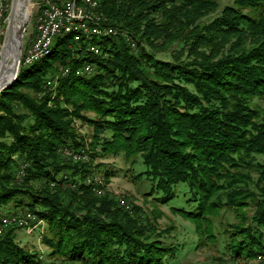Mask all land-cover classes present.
<instances>
[{
  "label": "trees",
  "instance_id": "1",
  "mask_svg": "<svg viewBox=\"0 0 264 264\" xmlns=\"http://www.w3.org/2000/svg\"><path fill=\"white\" fill-rule=\"evenodd\" d=\"M220 6L103 0L101 23L121 32L119 40H99L107 56L62 35L50 54L22 65L0 94V217L12 202L15 210L35 212L47 222L42 241L49 255L61 262L171 264L181 250L166 238L171 228L78 180L92 168L61 150L84 145L79 118L94 127L92 157L122 153L133 165L139 157L146 169L137 177L152 181L158 202L170 203L174 185L188 183L196 206L174 210L200 235L215 240L212 218L233 211L238 220L223 230V256L264 255V109L254 103L264 98V0H233L204 21ZM175 43L182 45L170 60L157 56ZM86 62L96 66L94 74L76 75ZM56 66L62 70L53 89L48 78ZM20 159L29 164L21 181ZM39 263L15 228L0 237V264Z\"/></svg>",
  "mask_w": 264,
  "mask_h": 264
},
{
  "label": "rangeland",
  "instance_id": "2",
  "mask_svg": "<svg viewBox=\"0 0 264 264\" xmlns=\"http://www.w3.org/2000/svg\"><path fill=\"white\" fill-rule=\"evenodd\" d=\"M55 1L59 2V4H63L65 1H70V0H55ZM75 1L77 2L78 0ZM83 1L84 0H79V2H77L78 5H81L80 7L83 8L84 10L90 9L89 8L90 6L86 5ZM102 1L103 0L97 2L96 4L97 6L95 5L91 7L94 11H96L100 15H102L100 13V5ZM232 2L233 0H219V3L221 4L220 8L215 13H212L209 17L204 18V21L207 22L213 19L221 12V9H223L224 6L229 5ZM40 3L41 0H30V6L28 9L29 14L25 24V30L22 31V36H21L20 69L22 65L28 66L33 63H36L33 62L30 64H26L24 63L23 58L25 57V54H27L26 52L27 48H29L32 45L37 35L36 14L40 7V5L38 4ZM9 13H10L9 17L5 24V33L2 34L3 44L0 46V59H1L2 48L8 36L11 5H10ZM101 17L102 18L100 19V21H102L103 19V16ZM18 22L19 19L17 21V14H16L15 23L18 24ZM99 26L107 27L112 25L109 24L103 25L102 23H100ZM112 27L117 28L116 26H112ZM120 33L121 32L116 33L114 36L104 34L102 36L92 38L94 39L93 44L99 45L100 47L99 53H95L92 51L91 39L87 41L86 39H84V41H82L85 43L83 49H86L91 53L93 52L95 55L97 54L98 56H103V55L107 56L108 53H106L105 50L103 49V46L98 43L99 40L103 39L104 37H117L116 40H119ZM62 35L72 36V34L69 33L67 34L63 33L60 36ZM125 36L127 38L126 34ZM95 40H97V42H95ZM128 44L131 46V49L134 53H139V47L137 41L135 45L133 44L131 45V43L129 42ZM180 44L181 43H175L171 48L165 51L157 52V56L165 60H170L172 58L174 51L176 52L180 48ZM76 45L80 47L82 46L80 42L79 43L77 42ZM13 59L14 57L11 54V56L7 61V64L8 65L12 64ZM87 63L89 62L84 63L82 66H85ZM54 70H55L54 75L48 78V84L52 86L53 89L55 88L57 89L60 80L59 78H57L59 74H57L56 72L57 71L60 72L62 68L56 66ZM95 70H96V66H94V69L91 74L85 76H91L92 74H94ZM61 76L64 77V75ZM254 103L258 104L261 107V109H264V98H256L254 100ZM87 115L95 116V114L92 112H87ZM75 125L82 134L85 143L81 147L71 148L70 150L68 149L69 150L68 152L70 154H74V152L79 151V153L82 154V156L80 158L74 159L68 153L66 154L65 152L62 153L70 157L74 162L80 161L82 163L90 165V167L92 168V171L89 172L88 175H86L84 178L81 179L78 178V180L80 182H86V184L90 185L93 190V193L96 196L105 197L109 195L115 198L117 201H119L120 205L126 207L130 211H132V206L137 205L142 208L144 213L153 222H157L158 227L160 229L171 228V232L169 233V236L166 237L168 242L172 243L175 246L181 245V250L178 253V255L173 260H170L171 264H264V256L259 257L260 254L256 258H251L246 260L238 259L235 261H232L228 255L223 256L224 255L222 254V250L224 249L223 240L227 236L223 230L225 227H227L228 224L238 220L233 211L229 209L227 210L224 209L217 217L212 218L214 224V232L216 234V237L214 238L215 240H212L209 237L204 236L205 234L200 235L196 230V225L194 222L183 217L180 213L174 210V208H185L186 210H193L194 207L196 206L194 200L193 201L191 200L192 192L188 183L179 182L174 185V191L176 192V197L170 203L162 204L158 202L157 199L155 198L157 192H155V194H151L150 191L153 186L152 181L150 182V180L148 181L147 179H142L140 177H137V173L142 172L143 170L146 169V165L139 157L137 162L134 163V165L132 164V161H130V159H127L122 153H120L119 155H115L112 153L101 156L97 155L95 159L94 157H92L93 147L92 144H90L93 139L94 127L91 124L79 118H76ZM100 148L101 146L99 147L97 146L95 150L100 152ZM260 159L262 160V156H260ZM21 160L22 159L19 160L20 166L17 169L18 170L17 177L19 178L20 181H21L20 178L24 177L25 170L29 166V164H24L23 161ZM96 165H97V169L95 167ZM107 171H112L115 173V175H112L108 179L105 177ZM93 176L94 179H91V177ZM15 209L16 208L14 207V203L12 202L7 206L3 207V215L14 213ZM23 211H25V209L22 207L15 210V212L18 214H23L22 213ZM249 211L250 213H252V209H250ZM11 228L16 229V238L19 243H21L31 252L33 253L36 252L39 255V260H40L39 264H43V263L46 264V262H49L50 260L61 262L60 258L51 257L49 255L50 247H48L42 241L43 232L47 231V222L40 219V223L33 225V228H31L30 230L25 227H18L17 225H12L8 227L3 232V234L0 235V237L3 236ZM218 258H222V259H218Z\"/></svg>",
  "mask_w": 264,
  "mask_h": 264
},
{
  "label": "built area",
  "instance_id": "3",
  "mask_svg": "<svg viewBox=\"0 0 264 264\" xmlns=\"http://www.w3.org/2000/svg\"><path fill=\"white\" fill-rule=\"evenodd\" d=\"M10 1V0H9ZM8 0H0V22L7 21L6 14V5L4 3ZM37 14V35L32 45L26 51L24 63L30 61L35 56L39 55L42 48L49 45L52 41V36L60 34V30L65 27H81L82 36L89 37L96 35L97 33H119L120 31L117 28L112 26H99L101 23L100 19L102 17L97 16V12L92 9V13H83L82 8L71 7V0L65 1L63 4H59L57 1L52 0H41V3ZM96 5V0H93V6ZM92 6V7H93ZM3 28L0 27V42L2 41ZM127 41L131 45H135L136 41L133 37L127 35ZM77 42V39H75ZM1 45V44H0ZM92 46V51L95 53L100 52V47ZM94 67H89L88 65L84 70H88V75L92 73ZM66 70V69H65ZM65 70L62 72L65 75ZM60 75V74H59ZM70 148L63 149V152L70 154L68 151ZM75 156V159L80 158L82 154L79 151L71 154ZM94 179V176L91 177ZM23 214H18L16 212L2 215L0 218V235L12 225H17L18 227H25L30 230L33 228V225L40 223V219L34 218L33 211H23ZM45 264V263H43ZM46 264H76L74 262H58V261H49Z\"/></svg>",
  "mask_w": 264,
  "mask_h": 264
},
{
  "label": "bare ground",
  "instance_id": "4",
  "mask_svg": "<svg viewBox=\"0 0 264 264\" xmlns=\"http://www.w3.org/2000/svg\"><path fill=\"white\" fill-rule=\"evenodd\" d=\"M100 0H96V4H97V2H99ZM13 2V1H12ZM11 2V0L9 1L8 0V2H6V3H4L5 5H6V9H7V11H6V14H5V16L7 17V19H8V17H9V12H10V5H11V9H12V3ZM77 2H79V1H77ZM75 0L74 1H71V7H74V8H81L80 6L81 5H78V3H77ZM86 5H88V6H90L89 8L90 9H88V10H84L83 8H82V12L83 13H92L91 11H92V6H93V0H84L83 1ZM82 3V2H81ZM29 6H30V0H19L18 1V4H17V9H16V13H15V16H16V14H17V21H18V19H19V22H18V24H16L15 23V28H16V30H18L19 28H20V24H21V21H22V19H24L25 17H27L28 16V14H29V12H28V9H29ZM97 6V5H96ZM21 9H24V12L23 11H21ZM97 10V9H96ZM22 15V16H21ZM11 16V15H10ZM20 18H19V17ZM97 16H99V17H101V15L100 14H98L97 13ZM16 20V19H15ZM5 24H6V20L5 21H1L0 22V27H2L3 28V32L5 33ZM67 34V33H69V34H72V36L74 37V40L75 39H77V42H80V43H82V41H84V39H86V41L88 40V37H85V36H82V29H81V27H74V28H72V27H65V28H62L61 30H60V34H57V35H53L52 36V41L50 42V44L49 45H47V46H45L44 48H42L41 49V51H40V53H39V55H37V56H35L34 58H32L30 61H27L26 62V64H30V63H33V62H37L38 60H41L42 59V57L43 56H46V55H48V54H50V52L52 51L51 49L53 48V46H54V43H55V41L57 40V37H59L61 34ZM104 34H106V35H110V36H114V33H97L96 35H93V36H91V37H89V39H91V41H92V45L93 46H95V47H99V45H96V44H93V41H94V39H92V38H96V37H99V36H102V35H104ZM3 40V39H2ZM90 41V42H91ZM88 43V42H87ZM0 44L2 45L3 44V42L1 41L0 42ZM0 45V46H1ZM27 50H28V48H27ZM26 51V50H25ZM2 52V51H1ZM97 55V54H96ZM21 56V55H20ZM8 61V60H7ZM0 63H1V59H0ZM89 66V67H94L91 63H87L85 66H82V67H80V68H78L77 70H76V75H88V70H84V68L86 67V66ZM11 66V64L10 65H8L7 64V62H6V64H5V67H6V72L7 71H9V67ZM0 69L1 70H3L2 69V67H1V65H0ZM5 69V68H4ZM68 71H71V70H69V68H67L66 70H65V74H67V73H69ZM68 75V74H67ZM70 156H72L74 159H75V156H73V155H71V154H69ZM88 155V154H87ZM100 182V181H99ZM5 215V214H4ZM34 218H38L37 217V215L36 214H34ZM31 229V228H30ZM264 255H259V257H263Z\"/></svg>",
  "mask_w": 264,
  "mask_h": 264
},
{
  "label": "water",
  "instance_id": "5",
  "mask_svg": "<svg viewBox=\"0 0 264 264\" xmlns=\"http://www.w3.org/2000/svg\"><path fill=\"white\" fill-rule=\"evenodd\" d=\"M12 9H11V16L9 19V27H8V36L6 38L5 44L2 48L1 52V67L3 70L0 69V94L1 92L10 87L18 77L19 70H20V54H21V36L22 31L25 30V24L27 21V17L22 19L20 28L16 30L15 28V13L17 9V4L19 0H12ZM24 12V9H21ZM22 16V15H21ZM14 57L11 66L9 67V71L6 72L5 64L9 57ZM5 68V69H4Z\"/></svg>",
  "mask_w": 264,
  "mask_h": 264
}]
</instances>
